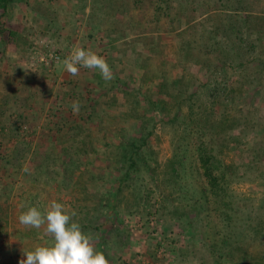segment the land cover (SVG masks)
<instances>
[{
  "label": "trees",
  "instance_id": "1",
  "mask_svg": "<svg viewBox=\"0 0 264 264\" xmlns=\"http://www.w3.org/2000/svg\"><path fill=\"white\" fill-rule=\"evenodd\" d=\"M20 1L0 0V61L4 60L9 45L21 60L32 48L25 31L7 28L2 20H10ZM48 3L50 0L28 5L32 11H45L47 16L43 17L55 24L57 21L52 18ZM89 6L93 27L114 45L105 52L106 61L112 68L117 64L120 68L112 70L111 81L103 80L97 72L95 76L100 79L91 90H82L83 78L77 82L69 80L66 91L63 89L53 96L60 100L59 115H51L55 123L52 128H43L53 138L40 130L38 135L42 139H37L34 148L23 139L17 140L18 131L0 127V170L11 180L18 175H28L32 186L47 191L57 178V164H61V180L55 184V193L67 186L79 188L85 198L95 197L99 203L105 200L103 208L107 210L103 223L93 224L99 216L90 220V212L84 204L78 205L72 219L84 233L103 227L102 235L93 240L108 264H115L117 260L108 251L125 248L126 241L124 244L121 240L129 237L126 229H120L124 221L117 208L122 207L128 216L147 217L156 194L163 201L176 203L170 214L197 233L199 250L192 248L191 252L198 257L199 264H209L205 256L211 264H264V194L257 206L259 218L247 217L243 229L232 231V215L236 214L233 211L237 212V205L233 206L231 178L237 175V169L224 160V154L234 150L240 141V136L234 133L242 128H254L256 135L250 145L252 165L248 180L264 185V0H90ZM45 25L47 29L49 25ZM117 43L123 48L116 49ZM169 63L180 73L171 74L167 68ZM194 66L207 75L204 82L197 80L192 70ZM125 70L135 73L139 79L132 82V75L128 76ZM10 71L4 85L6 94L16 99L12 105L21 110L25 106L35 107L32 95L37 89L26 84L24 76L21 89L11 90L10 87L15 88L12 79L19 70ZM236 77L244 81L250 92L235 82ZM194 83L195 91H191ZM146 86L152 89L148 95L144 90ZM198 90L206 91L207 102L198 99ZM17 92L21 98L16 96ZM117 93L132 99L120 100ZM65 99L68 108L62 111ZM75 101L80 103L76 114L71 109ZM8 102L3 103L0 116L5 113ZM87 102L90 105L83 107ZM113 109L121 112L116 116L115 110L113 114L105 111ZM9 113L14 114V111L9 110ZM127 113L138 128V134L131 139L119 128ZM95 114L100 121L98 129L106 132L108 128L118 139V144L111 146L107 154L118 163V176L105 192H100L103 177L86 170L97 152L86 127ZM17 117L31 127L32 114L21 111ZM0 118L1 124L6 123V119ZM70 119L75 121V126L68 128ZM156 123L183 128L188 136L186 139L179 136L171 157L163 165L157 161L151 165V160H156L150 140ZM14 135L16 142L10 145L12 148L3 147L1 140ZM33 136L36 137L35 129ZM44 137L47 140L44 141ZM226 143L230 146H224ZM188 158L194 162L189 169L200 180L199 194L195 198L189 196L181 182L184 161ZM28 164L33 165L31 176ZM144 176L149 178L147 182ZM203 183L209 187V192ZM126 194L132 200L123 204ZM47 195L41 197L48 198ZM213 215L220 222L216 226L217 234L212 224ZM108 235L114 237L112 248L106 241ZM190 239L196 240L195 237ZM178 256L183 258V251ZM176 259L179 263L178 257Z\"/></svg>",
  "mask_w": 264,
  "mask_h": 264
},
{
  "label": "rangeland",
  "instance_id": "2",
  "mask_svg": "<svg viewBox=\"0 0 264 264\" xmlns=\"http://www.w3.org/2000/svg\"><path fill=\"white\" fill-rule=\"evenodd\" d=\"M41 1L44 0H21L16 5L10 20L7 21L6 19H2L7 28L25 31L27 34V42L32 44V48L27 50L26 58L21 60L16 55L14 47L9 45L4 52V60L0 61V71L2 72V75H0V110L5 100L9 101L7 106H5V113L0 116L2 120L6 119V123H0V127L14 129L13 132L16 133L18 131L17 140L23 139L29 142L32 148H34L36 142H38L37 139H42V136L38 135L41 131L44 132V134L47 133L48 138H53L51 133L43 129L52 128L55 123V119H53L51 115H59L60 100L53 96L63 89L66 91L68 88L67 82L69 80L77 82L79 79L83 78V82L81 83L84 88L82 90L85 88L91 90V87L93 89L95 83L100 79L95 76L97 71L94 69L80 68L75 77L64 70V61L71 55L72 49L83 47L107 60L105 52L114 46L108 43V39L105 38L102 32H99V29L93 27L94 24L91 23L93 21L89 18L91 12L89 6L90 0H50L47 6L51 10L50 13H53L52 18L57 21L55 24L50 23L48 17H43L47 16L45 11L40 9L32 11L29 9V3L36 4ZM46 23L49 25L47 29H45L47 25L44 26ZM115 46L116 49L123 48L120 43H117ZM261 55L260 52V57L262 58L263 56ZM112 56L114 59L115 55L112 54ZM108 64L111 70L120 68L118 64L114 65L113 68L110 63ZM167 68L171 74L176 75L180 73V71L175 69L170 63L167 65ZM14 69L19 71L15 72L14 79H12L15 88L10 87V89L19 88L18 90H20L22 87L20 83L25 76L27 80L26 84L37 89L35 94L32 95V102L36 104L35 107L25 106L21 110L18 106L15 109L12 105L13 101L16 102V99H12V95L6 94L4 84L6 83V79L11 75L10 70ZM192 70L197 80L203 82L206 80L207 75L205 72L198 70L195 66ZM20 72H23L24 75ZM125 73L128 76L129 74L130 76L132 75V82H134L133 80H136V78L137 80L139 79L135 73L131 74L129 71L127 73V70H125ZM234 80L247 92H250V89L244 84L242 79L236 77ZM143 83L145 82L143 81ZM195 85V83L192 85L191 91H193ZM144 90L147 91L146 93L148 95L149 91L152 89L151 86H146ZM8 96L11 99H8ZM16 96L21 98L20 92H17ZM120 97H122L121 94L118 98L120 99ZM123 99L131 100L132 98L122 97L121 100ZM198 99L202 100L204 103L208 101L205 90H198ZM43 103H45V106L41 105ZM66 103L67 101L65 99V103L62 105V111L67 110L68 107ZM89 105V102L82 104L83 107ZM9 110L14 111V114L12 113L10 115ZM95 110L98 112V108ZM114 110L115 109L112 111H105L113 114ZM21 111L33 115V119H31L30 123L31 127L18 121L17 116ZM119 112H121L120 109H116L114 114L117 116ZM72 120L73 119L68 120V128L75 126V122ZM90 120L91 121L86 124L88 129L87 132H90V135L93 137L97 152L92 157L93 161L86 170L99 173V175L103 177V182L100 184L102 185L100 192H105V190L114 185L113 180L118 176V169H116L119 167L118 163L112 161L107 155L111 152L109 148L118 144V139L114 137L115 133L108 130V128L106 132L98 128H90L91 123L95 121L93 117ZM136 124L134 119H130V113H127V116L119 123V128L124 129L127 138L131 139L138 134ZM155 126L153 136L150 140L156 160H151V165H155L156 161L163 165L171 157L174 145L177 143L179 136H183L185 139L188 138V136L186 131H183V128H173L160 123H156ZM34 129L36 130V137L33 136ZM147 129L150 130V128ZM248 130H250L251 133H249ZM234 134L240 136V141L237 142L238 146L235 147L234 150L224 154V160L237 169V175L231 178L233 206L235 207L237 205V212L233 211V213L236 214L232 215V231H240L243 229V223L247 217L251 219L259 218L257 206L263 197L264 185L258 184L257 182L250 183L248 180V171L252 165L250 145L252 144L253 136L256 135L254 128H242ZM32 136L34 138H32ZM32 139L33 141L31 142ZM45 140H47L46 137H44V141ZM13 142H16L15 135L14 137L1 140V144L3 143L2 146L7 148H12L10 145ZM224 146H230V143H226ZM191 163L194 165V162L189 158L184 161L185 172H182L181 182L183 186H185V189L188 190L189 196L195 198L197 196L196 194H199L200 184L198 182L200 180L198 181L194 171L189 169ZM60 165L57 164L56 168L59 174L58 172L56 173L57 178L55 182L53 181L51 185L47 187V191L32 186L28 175L24 174L22 177L18 175L15 179L11 180L5 176V172L0 170V264H5L6 261L4 258L5 255L3 254L4 250H2L5 246H8V248L12 247L11 253H16V250L23 253V251L33 250L38 246L51 245L52 238L47 234L45 230L46 226H42L40 229H32L19 223V215L29 207L35 206L43 211L51 201L55 200L62 203L65 206V211L70 215L73 212L76 215L78 205L84 204V208H87L90 212V220H92L94 216H99L93 224L104 222L107 210L103 208L106 203L105 200L99 203L95 197L92 198L91 196L90 198H85V194H82L79 188L67 186L55 193V184H57L58 180H61ZM27 167L30 168L29 172L31 176L33 165L28 164ZM144 180L147 182L149 178L144 176ZM203 187L207 190L209 189L206 183H203ZM89 192L90 195L92 192ZM207 192H209V190ZM36 193L41 194L37 195ZM47 193L48 198L44 196L41 197L43 194ZM50 195H52V199H49ZM156 195L153 197L154 200L151 202L152 205L148 208L147 217L128 216L125 211H122V207L117 208V210L121 212L124 221L120 229H126V231L129 232V237L124 236L123 239L125 240H121L123 243L126 241L127 245L125 248L117 252L113 250L108 251L117 259L115 260V264H188L189 261V264H199L200 261L198 257L194 256L191 252L192 248L199 250L197 233L194 234L193 228H186L181 221L177 220L176 216L170 214L174 210L176 203L172 204L163 201L156 197ZM33 197L34 199L31 200L30 198ZM124 197L123 204H128L132 200L131 196L128 194L124 195ZM110 204H112V202ZM95 210H97L98 213H96ZM213 217L212 224L214 225V232L217 234L216 226L220 225V222L215 215H213ZM104 231L103 227H100L96 232L86 231V234L92 238L91 243L96 250V240L93 239L94 237L97 238L102 235L101 233ZM191 237H195L196 240L190 239ZM216 239H218V236H216ZM113 240L114 237L112 235L106 236V241L108 245L111 246L110 248H112L114 244ZM14 243H17L16 247L13 246ZM157 244H159V249L155 253V246ZM181 251L184 253L183 258L178 256ZM177 257L179 263L176 259ZM205 258L204 260L211 264V260L209 261L207 256H205ZM7 264H10V262L7 261Z\"/></svg>",
  "mask_w": 264,
  "mask_h": 264
},
{
  "label": "clouds",
  "instance_id": "3",
  "mask_svg": "<svg viewBox=\"0 0 264 264\" xmlns=\"http://www.w3.org/2000/svg\"><path fill=\"white\" fill-rule=\"evenodd\" d=\"M80 68L96 70L105 81L113 79L111 67L102 56L76 47L65 59L64 70L75 77ZM71 109L73 113L79 112V101L73 102ZM74 215V212L71 215L66 212L65 206L55 200L43 211L35 206L23 211L18 217L19 223L32 229L46 226L52 243L23 251L26 259H22L20 264H108L105 255L92 246V238L72 219Z\"/></svg>",
  "mask_w": 264,
  "mask_h": 264
},
{
  "label": "crops",
  "instance_id": "4",
  "mask_svg": "<svg viewBox=\"0 0 264 264\" xmlns=\"http://www.w3.org/2000/svg\"><path fill=\"white\" fill-rule=\"evenodd\" d=\"M92 89V87H91ZM90 99L92 100L93 96L90 94ZM116 96V95H115ZM117 97V96H116ZM122 99V97H120V100ZM95 112H97V110H95ZM88 115V114H87ZM93 119L95 120L94 122L91 123V126L90 128H100L99 125H100V121L98 119V116L95 114L93 116ZM73 121V120H72ZM91 121V120H90ZM88 121V123L90 122ZM75 122V121H73ZM13 246H17V243H14ZM12 247H9L8 246H5L2 250H4V258H5V264H7V261L10 262V264H19V262L22 260V259H26V257L24 256L23 253H20L19 250H16V253H11L12 250H11ZM14 251V250H13ZM1 259V257H0ZM17 261V263H16Z\"/></svg>",
  "mask_w": 264,
  "mask_h": 264
}]
</instances>
